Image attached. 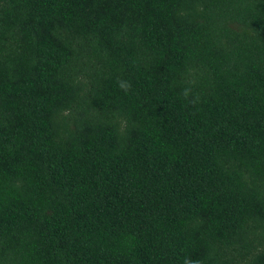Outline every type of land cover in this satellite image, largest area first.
<instances>
[{
    "label": "trees",
    "instance_id": "obj_1",
    "mask_svg": "<svg viewBox=\"0 0 264 264\" xmlns=\"http://www.w3.org/2000/svg\"><path fill=\"white\" fill-rule=\"evenodd\" d=\"M186 258L264 264V0H0V264Z\"/></svg>",
    "mask_w": 264,
    "mask_h": 264
},
{
    "label": "clouds",
    "instance_id": "obj_2",
    "mask_svg": "<svg viewBox=\"0 0 264 264\" xmlns=\"http://www.w3.org/2000/svg\"><path fill=\"white\" fill-rule=\"evenodd\" d=\"M117 84H118V87L125 93H127L131 88L130 82L126 80L118 79ZM185 95H187V92H185ZM184 264H198V262L193 261L190 258H186L184 260Z\"/></svg>",
    "mask_w": 264,
    "mask_h": 264
}]
</instances>
